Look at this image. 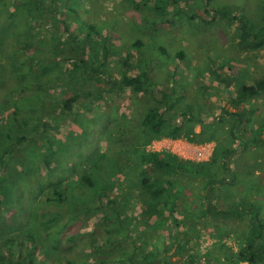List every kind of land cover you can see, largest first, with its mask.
<instances>
[{
	"label": "rangeland",
	"instance_id": "374dc122",
	"mask_svg": "<svg viewBox=\"0 0 264 264\" xmlns=\"http://www.w3.org/2000/svg\"><path fill=\"white\" fill-rule=\"evenodd\" d=\"M1 1L4 14L0 12V40L11 39V30L7 32L6 24L15 18L19 27H12V32L17 30L23 36L39 33L40 37H52L58 43L81 42L85 51L80 57L85 63H98L102 74L114 80H120L123 75H135L134 65L139 51L151 55L152 66H156L158 57L163 74L160 82L154 81L156 88L180 95L184 112L173 120L181 127L176 136L167 135V127H164L158 137L147 128L138 135L133 133L132 137L127 131L134 128L132 124L135 122L131 110L137 92L132 85L122 84L100 95L97 88H90L92 96L75 101L69 112L62 106L65 91L70 87L87 88L88 84L78 78L79 72L71 74L73 60L69 57L63 59L60 53L63 45H59L60 51L48 61L45 70L39 69L34 61L24 62V56L18 58L19 63L23 61L18 70L11 64L9 49L5 51L7 58L0 54V78L6 79L12 89H26L20 92V97H15L10 91L0 96V155L4 160L10 158L14 149L4 150L14 146V138L8 136L20 132L15 128L16 119L12 114L15 109L24 114L31 125L27 129V139L22 140V149L31 154L28 156L27 173L33 171L37 179L35 185L26 181L24 186L19 184L18 178H10L7 171L2 173L0 169L2 182L6 184L4 193L0 191V219L10 221L6 232L14 237L12 246L8 245L10 249L4 247L5 264H69L67 257L56 256L57 239L61 244L59 250L64 248L70 252L71 249L74 264H128L126 253L131 252L135 239L152 251L160 247L165 250L172 245L167 253L173 255L178 242L173 243L170 236L176 233L174 220L180 218V214L171 212L170 201L166 199L159 202L158 207L163 209L161 212L151 210L147 217L141 216L142 193L148 192L151 187V184H142L141 179L146 178V174L152 179L151 164L145 162L138 167L132 162L131 155L117 148L124 143L126 146H140L144 152L158 150L160 154H169L183 161H210L216 142L198 137L201 126L194 125L197 124L195 120L198 116L205 121L217 118L223 107L230 111L240 110L230 104L231 95H236L242 83H252L264 77V46L250 49L241 45L235 30L237 21H228L218 14V10L225 8L233 14L247 12L260 28L264 26V0H177L178 4L174 0H162L168 3L165 8L169 13L166 17L169 22L157 29L147 25L155 34L149 38L139 34L130 37V31L126 29L125 32L124 26H130L133 18L138 16L139 12L132 5L142 7L143 12L140 13L154 20L156 14L152 5L156 0H45L54 13L45 18L28 16L25 24L20 23L26 15L19 9L23 0ZM10 12L16 14L9 19ZM62 19L68 23L69 31L63 28ZM0 45H3L1 41ZM73 51V57L79 53L76 47ZM178 51L183 52L182 59L176 55ZM160 52L165 54L160 55ZM14 71L22 74L16 75ZM38 73H41L39 81L35 79ZM75 80L78 84L71 83ZM103 86L108 88L111 83L105 81ZM36 88L42 96L39 103H36ZM252 102L254 110L246 107L252 117L246 125L244 141L239 136L232 141L237 153L231 160L236 176L248 184L250 179L260 182L262 179L264 183V149L247 145L252 134L264 139V129H260L264 118V93L253 98ZM190 115L194 118L191 124L187 122ZM119 118L132 121L128 129L119 124ZM228 123L227 120L226 128ZM54 143L71 152L70 161L73 162L62 160L65 162L62 171L45 163V160L51 161L50 148ZM114 152L117 157H114ZM19 155L20 152H17L18 170L23 167ZM98 156L100 162L96 160ZM93 160L101 166L100 173L94 178L97 181L95 187L99 188L102 196V205L95 187L88 188L80 179L82 170L92 166ZM79 164L81 167H76ZM114 164L119 167L110 172ZM254 166L258 178H252ZM156 171L158 173L159 170ZM38 173L40 175L37 176ZM200 179L197 178L198 181ZM104 186L109 190L106 191ZM53 188L67 195L68 200H47L53 195ZM255 191L250 192V199L258 197ZM260 191H264V185ZM108 199L114 201V206L107 202ZM69 216L72 220L57 234L61 218L68 219ZM241 228L242 224L237 230ZM180 231L183 232L184 228ZM194 232L195 237L189 242L187 252L183 251L185 257H181V264H194L185 261L189 255L193 259L195 257L196 264H202L198 263V256L217 247L224 246L229 253H236L242 240L236 230L231 228L219 232L209 222L197 224ZM69 237L71 240H66ZM180 240L179 244H184L183 239ZM172 259L179 260L176 255Z\"/></svg>",
	"mask_w": 264,
	"mask_h": 264
},
{
	"label": "trees",
	"instance_id": "16d2710c",
	"mask_svg": "<svg viewBox=\"0 0 264 264\" xmlns=\"http://www.w3.org/2000/svg\"><path fill=\"white\" fill-rule=\"evenodd\" d=\"M174 1L178 4L177 0ZM175 3L173 5H175ZM167 4L166 1L156 0V3L152 5L153 11L156 14L154 20H150L143 15L142 18L146 29L148 27L147 25L153 26V28L157 29L162 24L164 25V23L169 22L168 19H166L169 14L168 10H166ZM3 6L4 4L1 1L0 12L4 14ZM19 6H21V8H19L20 11H24L26 14L22 21H20V23L24 22V24L28 21V16H34L35 18L43 16L45 18L54 13L51 7L46 4L45 0H23ZM132 6L135 9L138 8V6L135 7L136 5ZM22 7L24 9H22ZM176 8H178V5ZM14 13H9V19ZM218 14L225 16L228 21H237L235 30L238 33V40L241 45L250 49H259L264 46V26L257 28L247 12L233 14L225 8H220ZM60 15L62 17V14ZM13 19L14 20L11 21L10 24H6L7 28L4 24L7 32L11 30L9 34L12 36L10 40H0L3 43V45H0V54L7 58L5 51L6 49H9L8 52L11 54V64L14 68L19 70L20 63L31 60V62L34 61L36 63V66L39 69L45 70L48 61L53 59V56L60 51L58 49L59 45H63V51H60V53L63 54V59L65 60L69 57L73 60L71 74L73 75L76 72H79L78 78L82 82H87V88L81 87L79 89L77 87V89L70 87L65 91L64 99L62 101L64 109L70 112L75 101L81 100V97L85 98L87 95L92 96L90 88H97L99 92L98 95H100L104 91L113 89V87L118 88V86L122 84L124 86L132 85L137 92L136 97H134L135 100L133 98V107L131 110L132 115L135 116V122L132 124L134 128L128 129V126L132 123L130 119L119 118V124L127 127L130 136L133 137V133L135 135L140 134L145 128L149 129V131H151L156 137L161 136L164 127H167V135L176 136L179 133L181 127L174 123L173 120H175L176 115L184 114L181 109L182 100L180 95L175 96L174 94L161 90L159 87L158 89L156 88L154 81L160 82L163 74L162 70L159 69L162 67V64H160L158 57L157 62L155 63L156 66H152L153 60L151 55L139 51L138 57L135 60L136 64L134 65L136 72L135 75L131 77L123 75L121 78L122 80H114L102 74V70L98 63L93 61L85 63V60L80 57V54L82 55L85 51L84 45L81 42L74 40V44L73 42L66 41L58 43L57 40H54L52 37H40L39 33H36V36L35 34L33 36H23L17 30L12 32V27H19V22L16 23L15 18ZM14 22L16 25H14ZM60 22L66 31L70 30L66 21L62 19ZM88 27L93 29L92 26ZM138 33L144 36L145 31L142 30ZM152 36H155L154 32L151 34V37ZM18 47L21 48V50L18 49ZM68 47H70V49H68ZM74 47L79 49V53H76L73 57V54L75 53L73 51ZM65 48L67 50H64ZM164 54V52H160V55ZM176 55H179L180 59H182L184 54L183 52L178 51ZM22 56H24L23 61H20L19 63L18 58ZM31 67L32 63H30L29 69H31ZM14 74L17 75L20 73L14 71ZM20 75L19 82L21 85ZM35 79L40 80L41 73L36 74ZM105 81L111 83V86L108 88L103 86ZM71 83L78 84L76 80L71 81ZM25 90V87H22L19 91L17 89H12L8 85L6 79L0 78V96L5 92L10 91L15 97H20V92H24ZM262 93H264V77L257 78L252 83L244 82L240 85V89L237 91L236 95H231L229 101L232 106H238L240 110L230 111L223 107L220 116L213 118L210 121H205L198 116V120H195L197 124H194L201 126L197 132L198 137L201 140L214 139L216 142L210 161L194 163L179 160L169 154H160L156 151L144 152L140 146H126L124 143L119 145L117 150L131 155L132 162L136 163L138 167H140L141 163L145 162L151 164L152 179L150 180L148 178L149 174H146V178L141 179L142 184H151L148 192L145 191L141 196V216L144 215L147 217V214L151 210L161 212L163 209L162 207H158L160 205L159 202L166 199L170 201L169 207L172 208L171 212L173 213L177 211L180 214V218L174 220V228H177L176 233L170 236L173 243L178 242L175 251H173V255L178 256V261H174L172 259L173 255L167 253L172 245L165 247V250H162V247H160L157 251H152L148 249L145 244H140L138 239H135L131 244V252L126 253L128 264H181V257H185L183 251L187 252L189 242L195 237V227L201 222L211 223L219 232L229 231L232 228L236 230V233L240 235L242 240L238 244L236 253H229L224 246L217 247L209 253L198 256V263L240 264L241 262L246 261L247 264H264V191H260L264 183L262 182V179L260 182L251 180L250 177H247L250 179V184H248L243 179L240 180L236 176L235 169L231 167V160L237 153V148L236 146H233L232 141L239 139L238 136L244 141V131L252 117L251 113H247L246 107H249L252 110V99ZM36 98L38 99L36 103L42 101V96L38 91V88H36ZM12 114L16 119L15 128H18L20 132H15L13 135L8 136V138H14V146L5 148L4 152H7L8 149L14 150H12V155H10L8 160H4L2 155H0V169L3 171L2 173L7 171L10 178L13 176L18 178L19 184H24L25 186V182L29 181L35 185V181L37 180L36 173L33 171L27 173L29 170L27 168L28 156L31 154L26 153V150L22 149V140H24V138L25 140L27 139V129L31 125L28 123V118L19 111L13 109ZM231 118H233V120H231ZM123 120H127V123H123ZM193 120L194 118L191 115L187 118L189 124H191ZM227 120L229 123L226 128L225 122ZM261 121L260 129H264V118ZM27 123L29 125H27ZM20 125L22 126L20 127ZM251 144L255 145V149H264V139H259L255 134H252L249 137L247 145L251 146ZM61 149L63 148L58 147V149L52 153L51 161L45 160L47 166H55L59 171L63 170L62 168L66 161L72 159L69 149ZM17 152H20L19 156L22 158L23 167L20 170L17 169L18 167L16 168V158H18ZM137 155L139 156L137 157ZM117 156L118 154L114 152V157ZM98 157L96 160L100 162L101 158ZM64 159L65 162L62 161ZM71 162L73 161H70V163ZM76 167L80 168L81 165H76ZM100 167L101 166L95 164V160H93L92 166L89 165L87 169H83L80 173L82 183L88 188L92 189L97 185L94 176L100 173ZM117 167H119L117 164L112 165L110 172H115V168ZM138 167L135 166L136 169ZM156 170H159L158 173ZM93 171H95V173ZM256 172V166H254L252 169V178H258ZM185 173L187 174L186 176H184ZM38 175H40V173H38L37 176ZM101 175L99 177H101ZM198 177L201 178L200 181L197 180ZM237 180L239 182L238 184ZM5 186L6 184L4 185L2 182V176H0V191L3 193L5 191ZM95 189L96 194L99 197V204L102 205L103 201L101 200L102 196L99 192L100 190L97 187H95ZM104 189L106 191L109 190L106 189L105 186ZM254 190L258 193V197H256V199H250V192H253ZM239 191L240 193L238 194ZM52 192L53 195L47 197V200H54L57 202L68 200L67 195L59 193L55 188H53ZM103 192L105 193V191ZM228 196L231 197L228 198ZM258 198L259 203L257 202ZM107 202L114 206L113 200L108 199ZM105 218L106 220L108 219L107 215H105ZM66 219L62 220L61 218V223H59L60 228L57 231V234H60V229L63 226L65 227L69 221L72 220L71 216H69L67 220ZM116 220L118 221L117 218ZM240 224H242V228L237 230L238 225ZM179 227L180 229H178ZM9 228L10 221L6 222L4 219H0V264H5L4 247L7 246L8 249H10L9 246L11 247L14 241V237L6 232ZM181 228H184L183 232L180 231ZM180 237L183 239L184 244H179L181 241ZM66 240L70 241L71 238L69 237ZM108 241L109 240H107V242ZM112 243L114 244L115 240H113ZM59 245L61 244L57 239L55 244L57 250L55 251L57 254L56 256H65L67 257L66 259L69 264H74L75 258L71 255L72 253H70L71 249L69 248L70 252L64 248L59 250ZM43 246L47 247L46 244ZM137 259H139V261H137ZM185 261L194 264L197 263L195 257L193 259L190 255ZM29 262H31V260Z\"/></svg>",
	"mask_w": 264,
	"mask_h": 264
},
{
	"label": "crops",
	"instance_id": "0c3cea01",
	"mask_svg": "<svg viewBox=\"0 0 264 264\" xmlns=\"http://www.w3.org/2000/svg\"><path fill=\"white\" fill-rule=\"evenodd\" d=\"M136 10L139 12L138 13V16L136 17V18H133V20H132V23H131V25L130 26H124V28H125V32H126V29H128L129 31H130V37H131V35H137V34H139L138 32H140V31H145V34H144V37H151V34L154 32V30L153 29H151V27L149 26V27H147V29L146 28H144V22H143V13H140V12H143V10H142V7H139L138 6V8H136ZM146 16V15H145ZM147 17V16H146ZM148 18V17H147ZM153 27V26H152ZM131 28H133V29H131ZM140 35V34H139ZM63 144H65V146L67 145V142L66 141H64L63 142ZM62 144V145H63ZM61 145H55V143H54V145L50 148V149H52L50 152H51V156H52V153L54 152V151H56V149H58V147H60ZM64 146V147H65Z\"/></svg>",
	"mask_w": 264,
	"mask_h": 264
},
{
	"label": "built area",
	"instance_id": "2783aa9c",
	"mask_svg": "<svg viewBox=\"0 0 264 264\" xmlns=\"http://www.w3.org/2000/svg\"><path fill=\"white\" fill-rule=\"evenodd\" d=\"M154 146V145H153ZM152 151V150H151ZM156 152H159L158 150H155ZM196 153V152H195ZM197 156V155H196Z\"/></svg>",
	"mask_w": 264,
	"mask_h": 264
},
{
	"label": "flooded vegetation",
	"instance_id": "af4514ba",
	"mask_svg": "<svg viewBox=\"0 0 264 264\" xmlns=\"http://www.w3.org/2000/svg\"><path fill=\"white\" fill-rule=\"evenodd\" d=\"M243 262H245V263L247 264V262H246V261H243Z\"/></svg>",
	"mask_w": 264,
	"mask_h": 264
}]
</instances>
